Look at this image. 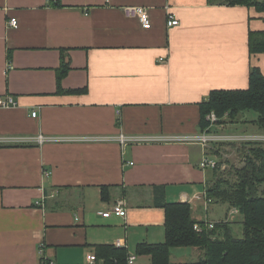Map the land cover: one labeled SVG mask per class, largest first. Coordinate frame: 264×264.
<instances>
[{"label":"crops","instance_id":"1","mask_svg":"<svg viewBox=\"0 0 264 264\" xmlns=\"http://www.w3.org/2000/svg\"><path fill=\"white\" fill-rule=\"evenodd\" d=\"M127 6L145 8L151 29L126 17ZM165 7L178 26H166ZM250 32H264V11L208 0H0V98L16 103L0 107V137L53 139L0 146V264H105L97 247L115 243L135 264H152L136 248L164 243L168 203H187L198 222H224L208 218L225 204L206 202L213 171L199 167L217 157L213 145L121 147L114 138L208 131L199 132V105L211 91L246 89L251 68L264 77ZM120 201L125 217H102ZM202 257L176 247L169 264Z\"/></svg>","mask_w":264,"mask_h":264},{"label":"trees","instance_id":"2","mask_svg":"<svg viewBox=\"0 0 264 264\" xmlns=\"http://www.w3.org/2000/svg\"><path fill=\"white\" fill-rule=\"evenodd\" d=\"M208 4L240 5L264 11V1L258 0H208ZM248 50L251 55L264 54V32L248 34ZM67 68L65 64L57 73L58 88ZM199 109V132H217L206 119L213 113L217 119L216 127L233 124L243 118V124L253 125L264 134L263 75L258 68H251L246 89L211 91ZM247 113L254 114V118L248 119ZM241 144L239 154L244 163L242 168L234 171L235 180L216 179L217 168L212 170L214 181L206 195L213 202L238 210L242 236H233L228 221L216 223L212 230L203 229L202 233H196L193 225L198 221L192 218L190 206L187 203H168L163 205L164 243L138 245L137 255H150L152 264H169L171 249L197 247L203 254L202 264H264V142ZM198 223L203 225V222ZM97 254L105 264L127 263L128 255L124 248L99 246Z\"/></svg>","mask_w":264,"mask_h":264},{"label":"built area","instance_id":"3","mask_svg":"<svg viewBox=\"0 0 264 264\" xmlns=\"http://www.w3.org/2000/svg\"><path fill=\"white\" fill-rule=\"evenodd\" d=\"M124 15L129 18L137 19L139 22L141 28L143 30H150L151 29V19L149 17V14L147 13L146 9L140 6H127L123 7L122 9ZM166 11V26L167 27H175L179 25V20L174 15V13L171 11L169 7H165ZM8 25L12 28H17L18 22L15 18H11L8 22ZM16 103L11 97H5L0 98V107L8 108L15 106ZM37 115L36 111L31 112V116L35 118ZM207 121L210 123V127H215L218 129V126H214L217 122V119L213 113L208 115L206 117ZM241 137V136H240ZM237 135H220L218 132H204L201 134L196 135H180V136H172V137H146V136H137V137H128L124 134H119L116 138H114L115 141L119 143L121 147L127 146L129 144L134 143H159V142H171V143H180V144H198L202 145L203 147L210 145L211 143L215 142H247L252 140H245L241 139ZM221 138V139H220ZM53 139L50 137H46L44 135H37V137H0V146H6V145H23L27 143H38L42 144L44 142H50ZM107 140V139H106ZM260 142H264L260 141ZM199 167L201 169H210L214 170L217 168V162L213 159L204 158L200 164ZM45 175L47 176L48 173L45 172ZM206 202L210 203L211 200L209 198L206 199ZM38 204V203H37ZM238 210L231 208L228 211L227 218H233L235 215H238ZM110 215H114L117 217H125L126 213L124 210L123 202H117L114 206L111 207V209L105 213L102 214V217L108 218ZM215 224L211 222H204L203 225H200L199 223H196L193 225V229L196 233H202L203 229L206 230H212L214 228ZM115 247L120 248L121 245L119 243H115ZM42 245L39 246V252L42 254ZM89 262H94L96 258L94 256L88 257ZM136 256L135 255H129L127 257V263L126 264H135ZM51 264V263H49ZM202 264V263H199Z\"/></svg>","mask_w":264,"mask_h":264},{"label":"rangeland","instance_id":"4","mask_svg":"<svg viewBox=\"0 0 264 264\" xmlns=\"http://www.w3.org/2000/svg\"><path fill=\"white\" fill-rule=\"evenodd\" d=\"M247 118L248 119H252L254 118V114L252 113H247ZM227 116L225 115L224 120L227 122L228 120L226 119ZM250 124H244V127L246 132L247 130H251L252 128H255L253 126H247ZM225 127H227V129H218V133L220 135H235V133H238L237 135H240L238 137H240L241 139L245 140H254V141H263L264 140V135L262 136H251L249 137L248 135H241L239 133H242L243 128L241 126L235 125V123L233 124H225ZM237 126L236 129L233 127ZM249 132V131H248ZM234 133V134H233ZM221 139V138H220ZM210 145H213L215 149V153L217 154V157H215V160L217 162V172H216V179H225V180H229V181H234L235 180V175H234V171L236 169H240L243 167V157L239 154V149L241 148L242 144L241 141H237V142H215V143H211ZM222 145V146H220ZM214 151V150H213ZM211 171V170H210ZM214 206V205H212ZM213 210H217L218 213L217 214H213L211 212L208 213V218L212 221L218 222V221H228L231 225V229H232V234L234 237L236 238H240L242 236V228L240 225V219L241 216L235 215L233 218H229L226 219L225 218V214L227 211V206H222V205H216L215 208H213ZM226 219V220H225Z\"/></svg>","mask_w":264,"mask_h":264}]
</instances>
